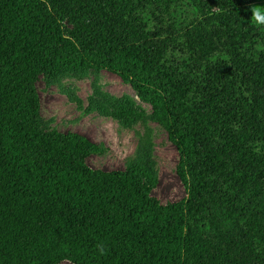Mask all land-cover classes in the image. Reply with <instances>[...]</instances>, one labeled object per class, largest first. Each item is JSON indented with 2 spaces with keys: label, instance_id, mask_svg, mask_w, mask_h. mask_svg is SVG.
<instances>
[{
  "label": "trees",
  "instance_id": "trees-1",
  "mask_svg": "<svg viewBox=\"0 0 264 264\" xmlns=\"http://www.w3.org/2000/svg\"><path fill=\"white\" fill-rule=\"evenodd\" d=\"M264 0H0V264H264ZM107 70L151 107L186 198L40 124L36 79ZM141 118L130 102L112 112ZM104 252L101 254L100 247Z\"/></svg>",
  "mask_w": 264,
  "mask_h": 264
},
{
  "label": "rangeland",
  "instance_id": "rangeland-1",
  "mask_svg": "<svg viewBox=\"0 0 264 264\" xmlns=\"http://www.w3.org/2000/svg\"><path fill=\"white\" fill-rule=\"evenodd\" d=\"M40 99V124L45 129L85 134L100 146L86 157V165L98 170H126L139 163L155 177L150 195L161 204L186 198L176 172L179 153L166 130L151 117V107L117 75L88 71L36 79ZM117 100L130 102L142 116L128 126L112 112ZM54 264H73L61 260Z\"/></svg>",
  "mask_w": 264,
  "mask_h": 264
},
{
  "label": "clouds",
  "instance_id": "clouds-1",
  "mask_svg": "<svg viewBox=\"0 0 264 264\" xmlns=\"http://www.w3.org/2000/svg\"><path fill=\"white\" fill-rule=\"evenodd\" d=\"M250 12H251V20L254 21L257 25H264V6H261L260 4L253 3L250 6ZM100 252L103 254L104 249L101 246Z\"/></svg>",
  "mask_w": 264,
  "mask_h": 264
}]
</instances>
